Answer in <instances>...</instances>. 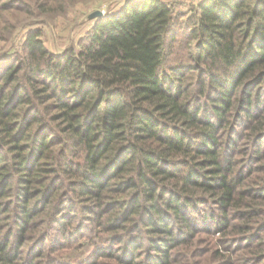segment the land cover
<instances>
[{
	"label": "trees",
	"instance_id": "obj_1",
	"mask_svg": "<svg viewBox=\"0 0 264 264\" xmlns=\"http://www.w3.org/2000/svg\"><path fill=\"white\" fill-rule=\"evenodd\" d=\"M76 204L109 260L53 257ZM200 232L205 264H264V0H127L0 58V264H193Z\"/></svg>",
	"mask_w": 264,
	"mask_h": 264
},
{
	"label": "rangeland",
	"instance_id": "obj_2",
	"mask_svg": "<svg viewBox=\"0 0 264 264\" xmlns=\"http://www.w3.org/2000/svg\"><path fill=\"white\" fill-rule=\"evenodd\" d=\"M125 1L127 0H0V58L20 50L26 34L32 30H39L40 38L46 47L57 54H62L70 47L79 48L81 40L95 20L102 14L117 10ZM164 1L173 8L179 21H186L201 0ZM100 12L102 14H99ZM76 206L78 207L67 205L61 215V218L72 225L81 221L87 208L83 205L76 204ZM80 223L70 242L55 247L53 257L58 256L61 263L69 258L83 259L88 256L91 258L89 263H92L94 258L95 262L102 258L109 260V257L97 256L94 252L96 245L92 241L97 239L94 236L96 225L92 220H84L83 226H80L82 225ZM198 236L200 237L193 247L195 255L190 257V261L193 264H196L195 262L205 264L201 259L212 256L214 263H218L219 259L217 257L214 259V249L223 248V244L218 239L219 233L200 232ZM49 245L50 241H47L44 251L48 250ZM115 246L116 249L119 244ZM45 260L48 261L49 258L45 257Z\"/></svg>",
	"mask_w": 264,
	"mask_h": 264
},
{
	"label": "water",
	"instance_id": "obj_3",
	"mask_svg": "<svg viewBox=\"0 0 264 264\" xmlns=\"http://www.w3.org/2000/svg\"><path fill=\"white\" fill-rule=\"evenodd\" d=\"M99 14H102L101 12Z\"/></svg>",
	"mask_w": 264,
	"mask_h": 264
}]
</instances>
